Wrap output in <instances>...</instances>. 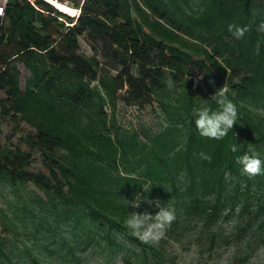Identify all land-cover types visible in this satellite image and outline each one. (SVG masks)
Returning <instances> with one entry per match:
<instances>
[{
  "label": "trees",
  "instance_id": "obj_1",
  "mask_svg": "<svg viewBox=\"0 0 264 264\" xmlns=\"http://www.w3.org/2000/svg\"><path fill=\"white\" fill-rule=\"evenodd\" d=\"M56 1L79 15L44 0H7L0 18V123L16 137L0 144V180L30 184L57 200L51 213L61 211L85 247L106 245L122 254L123 264H134L131 245L141 251L139 264H162L161 248L126 227L127 200L174 195L189 216L213 221L228 177L250 180L237 158L255 153L264 160L252 145L255 112L264 115V46L254 52L264 38L256 31L264 0ZM233 23L251 30L235 40L228 31ZM85 36L103 43L115 70L102 69L95 47L90 57L81 53ZM17 63L28 71L23 88ZM197 77L204 90L193 88ZM224 84L238 119L223 139L204 138L193 109L215 110L212 95ZM120 99L155 100L167 125L145 141L120 131L113 117ZM0 259L11 262L1 233Z\"/></svg>",
  "mask_w": 264,
  "mask_h": 264
},
{
  "label": "rangeland",
  "instance_id": "obj_2",
  "mask_svg": "<svg viewBox=\"0 0 264 264\" xmlns=\"http://www.w3.org/2000/svg\"><path fill=\"white\" fill-rule=\"evenodd\" d=\"M74 9H71L72 12L62 11L74 14L77 10ZM93 47L97 50L102 69L115 70L102 42L91 36L80 39L82 54L92 56ZM17 69L23 88L28 71L19 63ZM133 72L137 75L135 70ZM193 88L204 90L200 78L195 79ZM113 117L120 131L137 134L142 141L167 125L155 100L128 105L120 99ZM252 124L256 128L252 145L264 153V115L260 111L255 112ZM11 133V125L0 123L2 146L16 143V137L11 140ZM226 184L223 206L213 221L206 215L189 216L187 208L174 195L157 197L149 193L136 197L141 199V204L139 208L130 207L132 212L143 213L147 210L155 214L158 211L154 203L149 205L144 199L153 202L159 200L161 205L175 209L176 220L164 237L153 243L161 248L162 264H264V187L261 188L264 175L251 177L249 182L232 175ZM52 201L57 203V200L46 197L30 184L12 187L0 180V233L11 261L0 259V264H31V255L42 264H123L122 254L115 253L106 245L101 248L85 247L82 232L65 222L61 211L51 213ZM233 202L236 207L232 210ZM207 203L214 205V198H209ZM127 249L134 250L131 253L133 263L139 264V247L127 245ZM148 264L154 262L149 261Z\"/></svg>",
  "mask_w": 264,
  "mask_h": 264
},
{
  "label": "clouds",
  "instance_id": "obj_3",
  "mask_svg": "<svg viewBox=\"0 0 264 264\" xmlns=\"http://www.w3.org/2000/svg\"><path fill=\"white\" fill-rule=\"evenodd\" d=\"M260 10L256 9L253 15H259ZM251 30V25L240 26L235 23L229 24L228 31L235 40H242L246 33ZM256 31L264 35V22L256 26ZM264 46V38L257 41L254 52L260 54L261 47ZM229 88L226 84L217 89L212 95V99L217 104V108L213 110L209 106H201L193 109L195 118V127L200 136L208 139L221 140L230 130L233 129L238 119L237 106L228 98ZM233 152L238 151L237 146L232 145ZM203 155V154H201ZM208 158V157H206ZM237 162L241 165V171L248 177L264 175V160L257 154H244L237 158ZM149 205L153 203L158 208L155 214L145 210L143 213L131 212L125 220L126 227L137 236L143 243H157L164 237L168 228L176 220L175 209L161 205L159 200L153 202L144 199ZM132 208H139L141 199L136 198L134 201H128Z\"/></svg>",
  "mask_w": 264,
  "mask_h": 264
},
{
  "label": "bare ground",
  "instance_id": "obj_4",
  "mask_svg": "<svg viewBox=\"0 0 264 264\" xmlns=\"http://www.w3.org/2000/svg\"><path fill=\"white\" fill-rule=\"evenodd\" d=\"M49 2H52V3H49V4H51L53 7H55L56 9H58V10H60L59 8H61L62 10H65V11H70V12H72V10L71 9H74L73 7H71L70 5H68L67 3H62V2H59V1H56V0H48ZM59 7V8H57V7ZM71 8V9H70ZM62 10H60L61 12H63L64 14H66V15H68V16H77L78 15V13H79V11L78 10H76V11H74L75 13L74 14H70V13H67V12H65V11H62ZM75 10V9H74Z\"/></svg>",
  "mask_w": 264,
  "mask_h": 264
},
{
  "label": "built area",
  "instance_id": "obj_5",
  "mask_svg": "<svg viewBox=\"0 0 264 264\" xmlns=\"http://www.w3.org/2000/svg\"><path fill=\"white\" fill-rule=\"evenodd\" d=\"M29 1H32V0H29ZM6 3H7V0H0V18L4 17ZM79 13H78V15H79ZM71 17H75V16H71Z\"/></svg>",
  "mask_w": 264,
  "mask_h": 264
},
{
  "label": "water",
  "instance_id": "obj_6",
  "mask_svg": "<svg viewBox=\"0 0 264 264\" xmlns=\"http://www.w3.org/2000/svg\"><path fill=\"white\" fill-rule=\"evenodd\" d=\"M59 12H61L60 10H58Z\"/></svg>",
  "mask_w": 264,
  "mask_h": 264
}]
</instances>
